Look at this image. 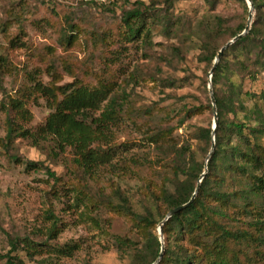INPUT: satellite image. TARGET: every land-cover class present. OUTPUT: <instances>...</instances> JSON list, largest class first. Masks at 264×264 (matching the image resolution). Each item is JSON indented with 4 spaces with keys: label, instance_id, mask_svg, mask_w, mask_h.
<instances>
[{
    "label": "trees",
    "instance_id": "16d2710c",
    "mask_svg": "<svg viewBox=\"0 0 264 264\" xmlns=\"http://www.w3.org/2000/svg\"><path fill=\"white\" fill-rule=\"evenodd\" d=\"M178 1L136 0L132 7L122 10L120 25L123 27L115 32L124 44L139 41L147 57H152V51H156L155 36L167 40L166 44H160L164 49L159 54L167 53L169 56H164L167 61L198 50L197 60L204 64L205 74L200 77V94L194 95V103L183 102L169 109L153 102L136 108L126 105L129 95L126 90L114 93L115 81L105 80L100 74L93 83L79 77L59 83V78H54L59 77L57 74L54 79L43 82L37 73H29L28 83L21 88L22 94L18 98L8 95L9 100L2 104L15 112L17 118L28 120L31 114L25 104L31 98L26 92L34 96L35 102L40 98L45 101L50 112L36 132H30L8 117L7 140L20 136L51 137L60 150L70 147L74 166L85 176V181H79L77 188L72 186L77 189L76 200L84 202L86 197L87 209L106 208L122 216L140 234L137 241L128 236H114L117 250L122 256H130L131 264H152L158 259L161 241L155 228L169 210L188 202L195 191L213 144L212 122L206 125L185 123L208 112L213 115L208 73L218 51L245 29L249 16L246 0H235L245 14L237 19L215 11L221 0H205L212 11L197 17L176 11ZM252 1L255 14L250 30L223 51L213 69L218 123L208 172L195 199L164 222L166 246L158 264H246L244 256L249 242L257 243V248L264 246V91L245 90L247 79L255 81L264 72V0ZM67 27L70 31H66L64 40L71 43L76 38L73 39L74 31L79 32L82 27L74 22ZM20 29V33L25 34L21 26ZM17 40L19 33L11 43ZM13 68L10 58L0 53V92L7 94L3 77ZM191 81L189 77H167L161 78L160 85L174 89L185 83L192 84ZM249 101H253L252 107L247 105ZM124 115L135 124L147 126L144 136L154 145L156 168L157 165L162 167L160 172H155L162 177L157 189H149L157 185L151 179L147 181L153 205L144 212L135 210L119 187L113 188L112 195L93 194L88 180L96 177L100 166L114 158L117 144L111 143L117 137L116 127ZM182 125H186L184 130L190 133L180 141L174 131ZM3 141L0 140L2 145ZM128 161L143 164L139 155L129 157ZM26 165L31 169L44 167L33 160H28ZM150 166L154 164L150 162ZM46 170L55 182L61 181L50 168ZM89 217L98 223V216L90 213ZM59 231L55 217L48 237L54 238ZM38 245H49V241L34 242L25 237L20 243L18 238L12 239V250L0 252V260L2 264H18L19 258L12 254L13 250L27 249L33 256L39 251ZM77 249L78 242H65L55 246V253L72 256Z\"/></svg>",
    "mask_w": 264,
    "mask_h": 264
},
{
    "label": "rangeland",
    "instance_id": "374dc122",
    "mask_svg": "<svg viewBox=\"0 0 264 264\" xmlns=\"http://www.w3.org/2000/svg\"><path fill=\"white\" fill-rule=\"evenodd\" d=\"M135 1L0 0V53L7 55L14 66L13 71L3 77L7 94L0 92V140H4L3 145L0 143V252L12 250V239L18 238L20 243L25 237L34 242L49 241V245H38L39 251H34L33 256L27 249L19 247L13 250L12 254L19 258L18 264H131L130 256H122L117 250L114 236H128L137 241L140 234L122 216L106 208L87 209L86 197L84 202L76 200L77 189H72V186L77 188L81 184L79 181H85V176L74 166L72 149L60 150L51 137L20 136L7 140L8 117L30 132H36L50 112L45 101L40 98L35 102L34 96L26 92L31 98L25 104L31 114L28 120L17 118L15 112L2 104L7 103L8 95L18 98L22 94L21 88L28 83L29 73H37L43 82L59 78V83L70 82L75 77L93 83L100 74L105 80L115 81L114 93L121 94L126 90L129 94L125 99L126 105L136 108L153 102L169 109L183 102L194 103V95L200 94V77L205 74L204 64L197 60L198 50L167 61L164 58L169 56L167 53L159 55L164 49L160 44L167 42L164 37H154L156 51H152V57L143 53L139 41L124 44L117 38L116 29L123 27L120 25L122 10L132 7ZM175 10L195 17L212 11L205 0H180ZM215 11L236 16V19L245 15L235 0H221ZM73 22L82 30L74 31L73 39L76 38L68 43L64 37L66 31H70L68 24ZM20 26L25 34L20 33ZM17 33L19 40L12 44L11 39ZM54 74L59 77H54ZM167 77H189L192 84L164 88L160 80ZM245 90L264 91V72L255 81L247 79ZM247 105L252 107L253 101ZM209 121L213 125L210 112L190 118L185 124L206 125ZM186 125L174 131L180 141L190 133L185 132ZM146 128V125L135 124L125 115L121 117L116 127L117 137L111 143L117 144L114 158L98 168L96 177L88 178L93 194L112 195L113 188L119 187L138 212H144L146 207L153 205L150 190L146 188L147 181L151 179L157 185L149 189H157L162 177L155 172H160L162 167L157 165L156 168L157 156L153 143L144 136ZM138 155L143 164L128 161L129 157ZM28 160L42 163L44 167L31 169L26 165ZM47 167L61 181L55 182ZM90 213L98 216L97 224L89 217ZM55 217L60 231L50 238L49 230ZM159 227L160 223L154 232L160 237ZM163 240L166 246L165 235ZM71 241L79 243V249L72 256L55 253L56 245ZM257 247V243L249 242L244 256L246 264H264V246Z\"/></svg>",
    "mask_w": 264,
    "mask_h": 264
},
{
    "label": "water",
    "instance_id": "95a60500",
    "mask_svg": "<svg viewBox=\"0 0 264 264\" xmlns=\"http://www.w3.org/2000/svg\"><path fill=\"white\" fill-rule=\"evenodd\" d=\"M248 6H249V16H248V21H247V25L245 27V29L239 33L238 35L234 36L232 39H230L226 44H224L221 49L218 51L215 60H214V64H213V68L210 70L209 73V92H210V97H211V101H212V106H213V125H212V138H213V144L211 147V150L206 158V163H205V169L204 172L201 174V177L197 183V186L195 188V191L192 195V197L190 198V200L184 204H181L175 208H172L171 210H169V212L167 213L166 217L160 222V227H159V235H160V241H161V252L160 255L158 257V259L153 262L152 264H158V262L160 261V259L162 258V255L165 251V243H164V233L162 230L163 224L166 220H168L173 214H175L176 212L182 210L183 208L187 207L196 197L199 188H200V184L202 179L205 177L206 173L208 172V160L210 159V157L212 156L214 150H215V133H216V127H217V123H218V113H217V104H216V98L214 95V91H213V87H212V75H213V69L214 67L217 65L219 59L221 58L223 51L232 43H234L235 41H237L240 37H242L244 34H246L249 30H250V26H251V22H252V17H253V9L255 8V5L253 3L252 0H246Z\"/></svg>",
    "mask_w": 264,
    "mask_h": 264
}]
</instances>
